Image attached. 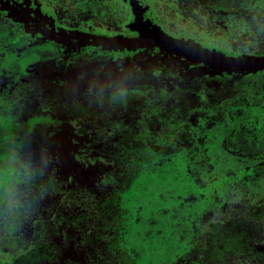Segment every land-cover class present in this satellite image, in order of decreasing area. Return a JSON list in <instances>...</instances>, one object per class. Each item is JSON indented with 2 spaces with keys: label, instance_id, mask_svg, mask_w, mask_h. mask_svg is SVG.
<instances>
[{
  "label": "rangeland",
  "instance_id": "1",
  "mask_svg": "<svg viewBox=\"0 0 264 264\" xmlns=\"http://www.w3.org/2000/svg\"><path fill=\"white\" fill-rule=\"evenodd\" d=\"M49 1L0 0V264H15L37 242L56 243L60 264H86L81 214L95 223L91 233L108 240L114 230L96 200L124 192L127 169L137 176L121 194L128 225H161L163 256L167 243L174 248L167 259L139 264H199L203 229L232 217L235 203L248 201L244 216L264 220V66L186 67L157 46L123 55V44L104 46L98 36L149 27L171 34L150 5L92 0L94 9L64 19ZM211 5L221 17L197 24L193 41L225 54L264 55V0ZM202 10L192 15L214 18ZM126 92L136 93L127 105L106 99ZM74 104L97 116L69 114ZM125 129L135 141L120 139ZM87 169L100 180H84ZM181 235L193 238L186 245ZM191 244L198 249L187 254Z\"/></svg>",
  "mask_w": 264,
  "mask_h": 264
},
{
  "label": "flooded vegetation",
  "instance_id": "2",
  "mask_svg": "<svg viewBox=\"0 0 264 264\" xmlns=\"http://www.w3.org/2000/svg\"><path fill=\"white\" fill-rule=\"evenodd\" d=\"M101 1H102V3H108L109 4L113 0H101ZM138 1H139V3H142L143 5H150L151 6V9L149 10V14L152 17H153V11H157V13H159L160 19H158V21H160L161 23L164 24L163 25L164 30L169 32L170 29H172V31H170L171 34L165 32L166 34H168L174 38H184V39H190V40H192L191 38H197L194 36H185V35L179 34V33H182L185 29H187V25L182 20L178 19V17H179L178 11H180V9L177 10V12L170 13L171 15H169L167 17L168 20L164 21L161 18L162 13L160 11L158 12V9H157L160 5L158 3H154L155 0H138ZM239 2H240V0H238V2L234 6H236ZM49 3H50V4H48L49 7H47V6L46 7L49 8L50 10L51 9L54 10L57 6L60 7V17L64 18V19L71 13L77 14L78 12L85 10L87 8L94 9V5L92 3V0H50ZM211 3L212 2L210 1L209 2V4H210L209 8L210 9H212ZM213 3L216 4L215 2H213ZM216 5L219 6L218 4H216ZM219 7H221V6H219ZM222 8L228 9L226 7H222ZM57 10L58 9H55L54 12L55 11L59 12ZM194 10L195 9L192 10V13L194 12ZM192 13L190 14L192 17H190V15H189V17L191 19L195 20V22H194L195 25L193 27V31H195V32H197L196 29L199 26L197 24H202L204 26L206 25L208 27V24L211 25V22H213V24H215L216 18L221 17V15L219 13H215L214 11H212V13H213L212 16L214 18L213 19L207 18L203 22V21H201L202 19H196V15L193 16ZM204 14H206V13H204ZM207 15H209V13H207ZM68 22L70 25H76L80 30L84 31L83 25H77V23H72L74 21H72L71 19H70V21L68 20ZM180 23L182 24V26L179 28ZM66 25H68V24H66ZM149 28L152 29V27H149ZM145 29H143V30H145ZM153 29H155V28H153ZM157 30H159V29H157ZM142 31L138 32L136 35H117V36H113V37L104 35V36H98V38L102 41L104 39H116L120 36L126 37L127 39H131V38L137 37L139 34L142 33ZM177 34H179V35H177ZM117 44H123L124 51H125V53L123 55L129 53L130 51L136 50V49H150V48L156 47V46H152V47L129 48L125 45V43L123 41L117 42L115 44H102V45L110 47V46H115ZM199 45H201V44H199ZM201 46H203V45H201ZM204 47L210 48V49H215V48H211V46L209 47L206 45H204ZM158 48H160L162 51H164L166 53V55L176 56L174 54H171V53L165 51L161 47H158ZM114 55H116V54H114ZM117 55H119V54H117ZM67 59L71 60L70 57H67ZM219 72H222V71H219ZM144 83L146 84L148 82L145 81ZM143 84H138V86H142ZM117 90H123V89H117ZM105 94L107 95L106 96L107 101H110V102L114 103L115 105H127L136 96V93H133V92H129V93L126 92L124 94H115V93H105ZM92 112H93V110L91 111L89 108H86V107H84L82 105H78V104L71 105L68 108V113L72 114V115L85 114V115H89V116H97V115L93 114ZM105 121H109V124H112L115 122V121H112L111 119L110 120L105 119ZM125 124L127 125L126 122H125ZM88 126L91 127L90 124ZM125 132L126 133H123L122 137H120L121 140L122 139L123 140L129 139V140H134V141L136 140L135 135H134L135 132H133L132 129H127ZM181 138H183V135H181ZM149 143L151 144V142H149ZM154 144L156 146V149H161L163 147V146L156 145V141H154ZM167 149L170 150L169 147ZM165 155H166L165 151H161V152H157L156 156H161L163 158V156H165ZM136 172H138V171H136ZM124 174H126L127 178L122 179V182L126 183L128 180H130V183L128 184V186L137 177V176H132L134 174L133 171L132 170L130 171L128 169L124 170ZM42 179H45L48 181L50 178H42ZM49 185H51L52 187L54 186V184H52L51 182H49ZM127 187L125 188L124 192L122 190H119L122 192V193L120 192L119 195L117 194V192L114 191V192H111L109 194V196L99 198L96 200L97 209H99V208L104 209L103 212L106 214V218L109 219L107 221V222H109L108 224L110 225L109 232L112 229L114 230L113 234H111V237L108 240L103 242L101 240V238L99 239V237H100L99 234H98L99 235V237H98L97 234H94L93 232L91 233V230H93L91 228V225H94L95 223L88 221V219L90 218L88 213L81 214L82 216H87V217H84V221H83V223H81V225H83V226L81 228H80V225L77 226V228L80 229V231H81L79 233V237H80V241H81L80 247L82 249H85L88 252V256H89V260H90V261H87L86 264H139L138 259L142 258V257H146L148 259V258H153L156 256L157 259L162 258V260H163V259H167L168 256L173 254L172 252L174 251V248L170 245V243H167V248H168L167 255L163 256L164 254H162V247L164 246L163 243L165 242V238H164L165 231L163 230V228H161V225H160V227L158 225L154 226V227H150L151 225L149 227L147 225H145V227H143L142 225H128L129 223L125 217L126 216L125 215L126 208L123 206V204H121V200H122L121 198H123V197H121V194H125L129 190V189H127ZM26 202H28V201H26ZM246 203H248V201L247 202L242 201L239 204L235 203L233 205V207L235 205L236 206L239 205V207L241 208V207H244L246 205ZM107 205H109V206H107ZM261 205H264V204H261ZM134 207H132V208L134 209ZM120 211H121V215H120ZM245 211H246V209H245ZM91 213L92 214L95 213V210H92ZM195 218H196V215L194 216L193 219H195ZM140 220H142V217ZM143 221L144 220H142V223H143ZM152 222H153V220L151 221V223ZM210 223L211 222L206 224L205 229H203V231H202V232H204V234H203L204 239L202 240V243L199 241V245H198V246H200V248H199L200 254L198 257L199 264H264V254L258 256L257 253L255 251H253L254 248L264 250V235L263 234L258 235L257 238H255L256 237V235H255L253 238L249 239V241L252 240L250 244L253 245V247L251 246V251H250V249H246L243 252V254L236 255L233 257H230V255L227 253L226 261H224V262L218 261V259L213 258L211 255L209 257V255L206 254L207 250L203 251V244H204V241L206 239V233L210 227V225H209ZM263 230H264V227H263ZM174 232L176 234V230ZM176 236H177V234H176ZM180 238L183 241V244L186 243V245H187L193 237L191 238L190 235H185V236H183V239H182V235H181L179 237V240H180ZM39 243L44 244V245L53 246V249H52L53 254L55 255L57 260L54 262L52 260V262H50L49 264H60V259L58 256V247H57L56 243H53V242H51V243L37 242L36 245ZM197 249H198L197 247H194V245L191 244L187 248V251H188L187 254H189V252H193ZM177 259L178 258H176V260ZM16 262H15V264H16Z\"/></svg>",
  "mask_w": 264,
  "mask_h": 264
},
{
  "label": "trees",
  "instance_id": "3",
  "mask_svg": "<svg viewBox=\"0 0 264 264\" xmlns=\"http://www.w3.org/2000/svg\"><path fill=\"white\" fill-rule=\"evenodd\" d=\"M210 1L228 9L232 8L238 2V0H207V2ZM154 3L160 5L157 9L158 12L160 11L162 13L161 18L164 21L168 20L167 17L171 15L170 13L177 12V10L180 9V11H178V19L182 20L187 25V29L179 34L185 36H199L197 32L193 31L195 20L189 17L193 9L203 7L204 10H202V13H209L210 16L213 14L212 9L206 7V4L199 0H155ZM50 180L51 178L48 181L41 180V183L46 187H50ZM32 202H35L33 196L30 197V203L27 202V206H33L31 205ZM246 207L252 206L246 203ZM246 207L240 208L239 205H235L232 210L234 214L232 217L209 224L210 227L206 233V239L203 244V251L207 250L206 254L209 255V257L211 255L213 258L218 259V261L224 262L226 261L227 253L230 257H233L243 254L246 249H250L251 251V246L253 247V245L250 244L252 240L249 241V239L253 238L255 235V238H257L258 235H264V220L259 219L261 216H254V214H251L252 217L244 216L243 211L245 209L246 212L249 213ZM52 249L53 246L51 245L39 243L33 250L20 257L16 264H49L52 260L54 262L57 259ZM253 251H255L258 256L264 254V250L261 249L254 248Z\"/></svg>",
  "mask_w": 264,
  "mask_h": 264
},
{
  "label": "water",
  "instance_id": "4",
  "mask_svg": "<svg viewBox=\"0 0 264 264\" xmlns=\"http://www.w3.org/2000/svg\"><path fill=\"white\" fill-rule=\"evenodd\" d=\"M149 37H155L156 39H150ZM123 41L125 45L129 48H138V47H152L158 46L164 49L165 51L177 55L178 53L187 52L193 48H197L201 53H207L208 58L216 57V63L207 64L211 69L222 72H229L228 69L239 67L241 69H250L256 67L264 66V55L258 56H248V55H238V56H229L228 54L222 53L216 49L206 48L199 45L193 40L184 39V38H174L165 32L157 29L146 28L135 38L127 39L126 37H118L116 39H104L103 44H115L117 42ZM195 59V58H191ZM199 63V61H196Z\"/></svg>",
  "mask_w": 264,
  "mask_h": 264
},
{
  "label": "snow or ice",
  "instance_id": "5",
  "mask_svg": "<svg viewBox=\"0 0 264 264\" xmlns=\"http://www.w3.org/2000/svg\"><path fill=\"white\" fill-rule=\"evenodd\" d=\"M150 39H156L155 37H149ZM229 56H238L240 55L239 53H228ZM191 58H195L194 60ZM176 60L177 62H185V66L187 67V63H192L193 67L197 66L196 61H199V67L204 68L207 64H215L216 57H210L208 58L207 53H201L199 49L193 48L187 52L184 53H178L176 55ZM220 69H216V71H219ZM243 69L239 67H233L228 69L229 72L232 71H242ZM95 163V161H93ZM81 176L84 180H89V179H95V180H100V176L98 175V170L97 169H87L81 173Z\"/></svg>",
  "mask_w": 264,
  "mask_h": 264
}]
</instances>
